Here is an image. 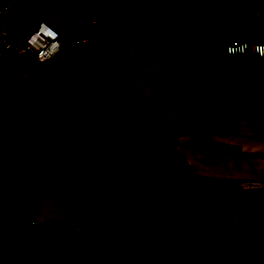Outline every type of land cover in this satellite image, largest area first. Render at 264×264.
<instances>
[{
  "label": "crops",
  "instance_id": "0c3cea01",
  "mask_svg": "<svg viewBox=\"0 0 264 264\" xmlns=\"http://www.w3.org/2000/svg\"><path fill=\"white\" fill-rule=\"evenodd\" d=\"M13 1L22 22L16 32L21 39L42 23L73 38L89 36L90 22L98 29L110 25L123 3ZM237 9L242 33L264 42V0H244ZM69 49L44 64L24 55L15 67L0 71V126L13 111L26 121L44 114L54 86L53 75L45 69ZM75 49L86 53L85 48ZM197 92L185 99L199 101L202 95ZM211 113H222L228 120L213 121ZM209 115L205 126L181 129L188 133L176 141L172 175L160 192L169 220L196 236L166 243L148 255L143 221L132 206L105 217L92 241H85L79 231L41 233L34 240L40 264H264V61L255 77H232L222 86L212 97ZM75 149L46 182L37 211L31 213L34 224L63 222L89 201L97 163Z\"/></svg>",
  "mask_w": 264,
  "mask_h": 264
},
{
  "label": "trees",
  "instance_id": "16d2710c",
  "mask_svg": "<svg viewBox=\"0 0 264 264\" xmlns=\"http://www.w3.org/2000/svg\"><path fill=\"white\" fill-rule=\"evenodd\" d=\"M200 15L201 0H143L139 8L133 0H123L115 17H125L126 33L140 23L153 30L159 42H164ZM108 25L91 29L89 38L101 34ZM233 38L258 41L249 33H242L240 11L224 5L222 27L204 22L172 45L182 62L181 69L170 66L166 53L159 55L162 68L156 80L170 94L173 109H177L189 93L207 88L214 77L209 55L212 50L217 51L224 80L220 86L210 89L200 107L210 110L212 97L232 77L257 75V68L264 59L249 57L244 64L240 58L228 56L226 46ZM124 48L123 44L117 45L107 59L105 72L93 76L89 84L78 83V89L68 84L71 77L62 67L61 55L49 68L44 67L54 77L46 112L33 121H26L19 112L13 111L0 126V264H13L15 256H21V264H40L34 252V240L41 233L51 230L59 235H70L79 231L85 241H92L105 217L132 206L143 221L148 255L155 254L166 243L196 236L193 230L177 228L160 202V192L172 175L171 157L176 141L188 131L177 128L128 78L125 66L129 52ZM211 115L213 121L225 123L228 120L222 113ZM79 121L81 130L77 129ZM45 127L54 133L40 134L39 130ZM72 131L80 135L75 152L90 156L97 163L89 201L76 216L60 223L36 225L32 217L22 242L12 246L2 228L15 221L21 201H31L32 216L36 213L40 196L48 185L39 180V169L51 154V142L65 141ZM42 137L39 148L29 153L26 143ZM48 164L55 168L54 160ZM30 171L34 172L35 180L26 178V172ZM58 171L59 168L54 169L51 180ZM11 206L14 213L10 217ZM4 248L8 250L1 253Z\"/></svg>",
  "mask_w": 264,
  "mask_h": 264
},
{
  "label": "rangeland",
  "instance_id": "374dc122",
  "mask_svg": "<svg viewBox=\"0 0 264 264\" xmlns=\"http://www.w3.org/2000/svg\"><path fill=\"white\" fill-rule=\"evenodd\" d=\"M242 1L244 0H201L200 17L180 30L172 39L164 42H159L158 35L153 30L146 29L140 23L134 24L126 33L125 17H118L101 34L89 39L88 42H90L89 44L91 45H87V43L81 46L86 49V53L75 49L78 47H71L64 53L61 64L68 76L71 77L68 79V84L72 88L78 89V83H91L93 76L105 72L107 59L114 52L115 47L119 44H123L125 46L124 51L129 52L125 66L128 78L148 99L162 110L165 116L173 122L177 128L182 129L183 127H188L192 129L195 127L199 129V127L205 126V120L210 118L209 109H207L206 106L199 107L204 98L209 94L210 89L220 86L224 79V74L221 71L220 63L217 58V51L212 50L209 52L211 64L214 68V77L205 90L197 92V94L202 95L201 99L194 102L187 98L182 101L177 109L172 108L170 94L167 93L156 80V76L162 68V65H160L162 59L159 58V55L166 53L168 59L171 61L170 66L174 69H181L182 62L178 57V52L173 49L172 45L184 33L204 22L212 26L222 27L224 5H227L231 10H237L238 3ZM142 2L143 0H133V4L137 8L142 6ZM58 57H56V60ZM48 77L53 80V77ZM43 84L44 83L40 86V89L43 87ZM40 89H38V92ZM38 96L41 100L42 92H40ZM47 106L48 105H46V110ZM39 115L41 116L42 114ZM81 128L82 123L79 121L77 123V129L81 130ZM39 133L43 136H48L52 135L54 130L45 127L41 128ZM56 133L58 137L61 136L59 130L56 131ZM79 139V132L72 131L67 135L65 141L56 139L51 142V154L47 155L45 163L38 172L39 180L42 184H46L49 178L52 177L54 169H58L60 165L68 159L76 148ZM42 143L43 137L37 141H29L26 143V149L29 153H32L37 150ZM52 155L54 156L53 159ZM50 160H54L55 168L48 164ZM25 176L27 179L35 180L33 171L26 172ZM32 209L33 203L31 201L19 202L17 205V218L15 221L7 223L2 228L3 234L9 238V243L12 246H16L22 242L24 233L31 223ZM13 213L14 208L11 206L8 215L11 217ZM7 250L8 248H4L1 253ZM12 260L13 264L22 263L21 256H15Z\"/></svg>",
  "mask_w": 264,
  "mask_h": 264
},
{
  "label": "built area",
  "instance_id": "2783aa9c",
  "mask_svg": "<svg viewBox=\"0 0 264 264\" xmlns=\"http://www.w3.org/2000/svg\"><path fill=\"white\" fill-rule=\"evenodd\" d=\"M17 3L13 0H0V71L15 67L17 60L30 55L39 63L44 64L51 58L61 54L65 49L81 47L89 41V36L73 38L65 33L40 24L24 38H19L17 30L22 22L17 16ZM91 29L98 27L90 22ZM230 57H238L245 64L249 57L264 59V42L233 38L226 46Z\"/></svg>",
  "mask_w": 264,
  "mask_h": 264
}]
</instances>
